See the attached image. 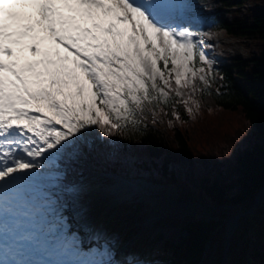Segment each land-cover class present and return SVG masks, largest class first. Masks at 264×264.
I'll return each mask as SVG.
<instances>
[{
	"label": "snow or ice",
	"instance_id": "snow-or-ice-1",
	"mask_svg": "<svg viewBox=\"0 0 264 264\" xmlns=\"http://www.w3.org/2000/svg\"><path fill=\"white\" fill-rule=\"evenodd\" d=\"M213 26L188 0H0V256L44 257L0 264H170L136 251L116 259L115 237L100 231L107 259H93L65 222L76 207L66 194L87 185L57 172L36 186L92 126L126 136L169 108L183 122L178 104L195 119L225 79L206 51Z\"/></svg>",
	"mask_w": 264,
	"mask_h": 264
},
{
	"label": "trees",
	"instance_id": "trees-1",
	"mask_svg": "<svg viewBox=\"0 0 264 264\" xmlns=\"http://www.w3.org/2000/svg\"><path fill=\"white\" fill-rule=\"evenodd\" d=\"M248 1L257 0L194 1L195 7L214 22L212 32L220 31L227 37L244 40L259 54L248 60L229 58L216 66L225 79L217 77L210 94L200 98L201 108L195 119L178 104L183 122L172 117L169 108L167 115L159 114L160 120L153 126L152 116L147 113L148 119L140 126L141 130L126 136L106 137L92 126L86 139L78 141L74 154L66 150L56 161L59 172L66 173L67 181H81L88 176L86 167H90L96 173L112 172L128 181L133 178L152 184H171L179 201L206 204L208 216L172 217L156 223L179 225L186 233L178 243L165 245L166 255L162 259L170 264H199L206 248L213 246L217 253L215 264H219L230 211H247L264 185V43L261 41L264 13L243 14L239 9ZM222 9L231 13L229 21L219 16ZM207 96L214 102L211 107L204 104ZM220 112H237L244 119L250 131L245 144H241L244 134L240 130L222 131L213 126L212 115ZM150 211L147 203L134 199L114 205L107 215L123 212L125 227L134 233ZM248 238L255 239L262 250L247 249ZM227 255L232 264H244L245 256L264 264V202L254 215L242 219L230 238Z\"/></svg>",
	"mask_w": 264,
	"mask_h": 264
},
{
	"label": "rangeland",
	"instance_id": "rangeland-1",
	"mask_svg": "<svg viewBox=\"0 0 264 264\" xmlns=\"http://www.w3.org/2000/svg\"><path fill=\"white\" fill-rule=\"evenodd\" d=\"M190 0H188L189 2ZM190 3V2H189ZM191 4V3H190ZM262 7L264 9V0H257L253 4H249L246 2L240 10L243 14L247 12H253L256 6ZM241 12V13H242ZM221 17L230 20L231 16L229 11L222 10ZM203 30V29H201ZM213 40L208 41L209 43H213L215 46L213 48H207L210 56H212L215 60V66L220 64L222 60L231 59H241L248 60L251 58L259 57L258 52L254 49V47L248 42L240 39L229 38L226 37L224 33L221 32H213ZM234 50L239 52V55H236ZM241 54V56H240ZM213 100L210 96H207L204 100V104L206 106H213ZM213 126H218L224 131L228 128L238 129L241 134H244V137L241 136V144H245L246 136L249 134V130L247 128V124L244 119L237 112H220L214 113L211 118ZM79 136V133H77ZM71 139V138H70ZM66 143V142H65ZM68 152L74 154L76 148L67 149ZM53 152L55 150H52ZM51 164L47 167V169H41L40 171L43 173L42 179L43 181H47L46 184L42 186H51L56 182V173H53L50 169ZM107 177L106 186L102 187L99 185L97 179H95L92 175L87 177L84 181L80 182V184L87 185V190L82 192L78 197H74L71 194H66V197L70 202L74 200L85 201L86 206H92L95 208H101L102 206L108 203V206L105 207L102 215H99L93 222L89 224H79L78 217L75 213H70L68 217L70 218L71 229H79L85 228L87 233L82 236L80 239V245L82 243H87L89 237L93 236V233L96 231H100L102 233L107 234L108 236L115 237L117 244L116 253L119 252L120 247L125 245H130L133 242L137 243L136 249H132V251H136L138 253L143 252L147 257L156 255L157 252L155 250H160L164 243H175L177 242L181 236L184 235V231L179 226H164L160 228L154 227V220L156 219H164L167 217H198L202 218L208 216L209 210L208 206L204 203L198 202H189V201H179L177 192L173 185L171 184H157V183H149L142 179H133L123 181L120 178L116 177L113 174H109ZM136 183L139 182L140 185L142 183L148 185L145 190L140 192H132L131 189L125 183ZM69 182L65 181V184ZM41 184V183H40ZM39 185V184H38ZM115 194L111 197V193ZM136 198L141 202H145L150 206L152 215L149 217L150 223L146 225L144 229L141 228L140 232H142L141 237H136L126 240L127 235L123 231V222L121 219V215H115L111 218H107L105 216L108 208L121 200L124 199H133ZM254 212V211H253ZM233 211H230L229 215H231ZM252 214V213H251ZM246 216V215H245ZM152 237V243L144 247L140 248L141 241L143 242L146 238ZM124 241L119 245V241ZM104 241H97L94 239L90 244L89 248L92 250L94 254L95 249L102 248L103 249ZM139 248L141 251H139ZM216 258V246L208 247L206 250V254L204 255L203 264H214V259ZM107 259L106 256H102L98 260ZM229 264H232L229 262Z\"/></svg>",
	"mask_w": 264,
	"mask_h": 264
},
{
	"label": "bare ground",
	"instance_id": "bare-ground-1",
	"mask_svg": "<svg viewBox=\"0 0 264 264\" xmlns=\"http://www.w3.org/2000/svg\"><path fill=\"white\" fill-rule=\"evenodd\" d=\"M234 52L236 53V55H239V52L237 50H234ZM241 56V54H240ZM47 181H43V179L41 178L40 182H39V185H37V191H39L40 188H43V184H46ZM41 183V184H40ZM125 183V182H124ZM130 189L132 192H140V191H143L145 190V188L148 186L144 183H142V185H140L139 182H136V183H125ZM111 197L115 194L114 193H111ZM67 198V197H66ZM264 199V187L263 189L258 192L256 194V197H255V200H256V204L253 208L252 211H254V209L256 208V206L258 205V203ZM68 200V198H67ZM73 202H75L76 204V207H74L73 209H70L68 211L65 212V222L67 224V226L69 227L70 229V233L71 232H75L77 234V236L82 239V236L85 234L86 230L85 228H79V229H71L70 228V224H71V221H70V218L68 217V215L70 213H75L76 216L78 217V223L79 224H89L91 222L94 221V219H96L99 215H102L103 212H104V209L105 207L108 206V203L104 206H102L101 208H95V207H92V206H86L85 205V201H78V200H74ZM83 208L85 209L86 211L83 213V215H79L78 214V209L79 208ZM249 214V213H248ZM242 216V214L240 213H231V215L228 217L227 221H226V226H225V238L226 240L228 241L231 237V235L233 234V232L235 231L237 225H238V221H239V218ZM150 223V219H147L144 224H143V229L146 227V225H148ZM94 241V239H92V237H89L88 240H87V243H82L80 246H81V249L83 251H86L89 247V245L91 244V242ZM128 247H124L122 248V253L123 252H128ZM97 255L96 256H92L93 259L95 258H101L103 256V249L102 248H98L97 250ZM17 256H21V255H18ZM26 257V256H25ZM28 258H32L33 260H40L44 257H41V256H36V255H33L31 257H28Z\"/></svg>",
	"mask_w": 264,
	"mask_h": 264
}]
</instances>
